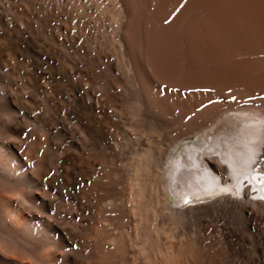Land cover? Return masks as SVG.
<instances>
[{
    "label": "bare ground",
    "instance_id": "1",
    "mask_svg": "<svg viewBox=\"0 0 264 264\" xmlns=\"http://www.w3.org/2000/svg\"><path fill=\"white\" fill-rule=\"evenodd\" d=\"M89 2L92 37L72 43L88 87L73 89L92 138L110 135L112 112L123 120L138 222L121 235L96 227L100 203L120 194L108 156L85 153L75 131L56 142L30 131V102L10 86L0 89V263L24 264L4 255L23 253L88 264V247L97 264H264V0ZM4 45L15 77L22 66Z\"/></svg>",
    "mask_w": 264,
    "mask_h": 264
},
{
    "label": "rangeland",
    "instance_id": "2",
    "mask_svg": "<svg viewBox=\"0 0 264 264\" xmlns=\"http://www.w3.org/2000/svg\"><path fill=\"white\" fill-rule=\"evenodd\" d=\"M60 1L0 0V44H5L4 46L8 49L7 52L11 54L10 61L12 59L15 60L11 61V63H19L20 66H22L20 70L22 72L16 74L17 76L15 75L14 77V75L12 76L11 74V65L7 64V62L0 58V89L4 93L10 91L12 92L13 90L15 95L23 98L25 101H27V103L30 102L32 104H27L28 109L25 111V116L29 122L32 123L33 121L32 125H30L31 123L29 124L32 127L30 128L33 130H30V128L28 129L30 131L36 132L39 137L41 134H43V136L49 142H56L62 140L67 132L74 133L75 131L81 139V146L85 153L96 152L98 154L104 155V157L108 156V158L105 157V168L107 169L106 171L109 173V176L116 180V188L120 194L117 197H110L100 203L101 212L99 215V224L97 223L96 227L104 231V233L107 232L114 235H121L123 231H133L134 225L138 222V220L135 219L139 218L138 214L132 211L133 203H131V200L128 199L132 198L130 196L132 190L129 184L131 183L133 172L129 169L130 166H127V158L129 156V151L127 150L129 149L125 145L126 137L124 138V136H126V132L122 128L123 120L120 119L116 113L112 112L111 114L116 119L114 120L116 121L117 125L111 131L110 135L108 137L92 138L84 130L82 117L85 111L78 95L73 89V86L76 84H79L82 88L88 87L85 79L82 78V73L80 75V72L77 70L84 69L86 67V55L82 51H77L73 47L72 43L80 37V40H86L87 43L92 37L91 31L93 32V23H95V19L93 18L92 14V9L94 6L89 2V0H76L77 2L75 0H65L66 2L64 0ZM71 1H73L72 3L75 4L74 6L71 4ZM35 18H37V20ZM80 23L82 26H80ZM73 24L75 25L73 26ZM85 24H87V27ZM86 37L89 39L87 40ZM12 53L14 54L12 55ZM12 78L14 79L12 80ZM13 81L16 86H18V89L16 88V90L14 86H12ZM15 81H17L18 85ZM10 86L13 88L12 90ZM22 86L24 89L21 88ZM48 119L49 121H47ZM35 125L37 127H35ZM71 129L73 132H71ZM42 130L44 132H42ZM120 137L122 142H120ZM115 145H118V148ZM75 149L78 151H76L77 154L81 153V151L77 148H74V152ZM256 167L260 168V165H257ZM75 169H71V177L69 182V187L71 186V189H75L79 183V170L76 167ZM113 172H115V174ZM113 174L115 177L118 176L117 179L113 177ZM72 175L76 178V180ZM132 212H134V214ZM93 238L95 237H87V239H91L90 241L92 242L94 241ZM135 241L138 242L135 240V238L132 239L131 244H133L131 249L133 250L129 248V256L135 255V253H133L136 250ZM84 247L85 246H83V248ZM84 249L81 248L79 250H83L82 252L84 255L87 254V257L84 256L81 251H79L80 254L82 253L81 255L79 254V259L81 261L85 260L84 263H87L86 261L89 259L90 261L88 260V264L89 262L92 263L93 260L91 258L92 255L90 248L85 247ZM257 252L258 254H261L263 249L259 248ZM4 255L6 258L15 262L24 264H41L38 262L30 263L29 259L23 253H6ZM85 257L88 259H84ZM52 262L58 263V259H55Z\"/></svg>",
    "mask_w": 264,
    "mask_h": 264
}]
</instances>
